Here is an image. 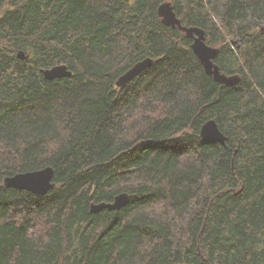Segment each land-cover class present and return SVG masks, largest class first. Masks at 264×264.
Returning <instances> with one entry per match:
<instances>
[{
	"label": "trees",
	"instance_id": "16d2710c",
	"mask_svg": "<svg viewBox=\"0 0 264 264\" xmlns=\"http://www.w3.org/2000/svg\"><path fill=\"white\" fill-rule=\"evenodd\" d=\"M166 1L238 81L205 72ZM210 119L225 144L201 140ZM46 166L44 195L4 185ZM0 264H264V0H0Z\"/></svg>",
	"mask_w": 264,
	"mask_h": 264
},
{
	"label": "water",
	"instance_id": "95a60500",
	"mask_svg": "<svg viewBox=\"0 0 264 264\" xmlns=\"http://www.w3.org/2000/svg\"><path fill=\"white\" fill-rule=\"evenodd\" d=\"M158 15L164 24L171 27H178L187 36L193 38L192 49L201 62L205 72L213 77V79L224 85H231L238 81L237 76H230L222 73L219 67L214 63L218 49L206 43L205 34L202 29L184 26L174 12L170 2H163L157 9ZM233 43V41H232ZM18 58L26 59L27 56L20 51ZM153 64V59L147 57L136 62L132 67L122 73L115 81L117 87L125 86L138 73ZM43 76L52 80L55 78L71 77L72 71L65 64H58L52 67L42 69ZM200 138L202 141H217L225 144L226 137L219 130L215 120L206 121L200 128ZM54 170L51 166H46L37 170L20 172L4 179V185L9 188L29 191L38 195H44L54 187L53 182ZM129 202V194L120 192L114 196L112 201L92 202L90 204V212L98 213L103 209L119 210Z\"/></svg>",
	"mask_w": 264,
	"mask_h": 264
}]
</instances>
